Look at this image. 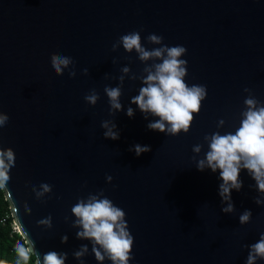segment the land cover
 <instances>
[{"label": "water", "instance_id": "1", "mask_svg": "<svg viewBox=\"0 0 264 264\" xmlns=\"http://www.w3.org/2000/svg\"><path fill=\"white\" fill-rule=\"evenodd\" d=\"M132 31L140 32L147 49L159 47L145 39L150 33L162 36L163 44L187 49L185 81L207 88L189 132L149 130L146 125L157 117L145 119L130 104L145 64L153 63L122 46L112 51V44ZM52 53L72 57L76 76L70 78L67 70L57 75ZM125 66L128 74L120 71ZM121 75L123 110L109 115L103 88L120 85ZM132 75L138 78L129 79ZM245 87L264 102V0H0V111L9 117L0 129V146L15 153L2 190L17 231L27 234L41 255L66 252L65 264H80L72 253L88 244L83 262L98 264L90 242L75 238L71 207L77 198L103 189L126 213L134 238L129 264H245V246L264 233L255 182L241 170L242 187L231 192L235 210L223 213L219 170L199 171L192 159L207 151L205 134L239 126ZM91 89L100 97L94 106L83 99ZM128 107L134 109L131 118ZM106 119L117 125L119 139L103 137L100 124ZM220 119L225 123L217 128ZM197 143L203 145L198 155L192 152ZM134 144L151 150L136 156L129 151ZM41 183L52 191L37 200L32 185L38 189ZM245 209L252 216L241 225ZM49 215L51 228L37 225Z\"/></svg>", "mask_w": 264, "mask_h": 264}, {"label": "clouds", "instance_id": "2", "mask_svg": "<svg viewBox=\"0 0 264 264\" xmlns=\"http://www.w3.org/2000/svg\"><path fill=\"white\" fill-rule=\"evenodd\" d=\"M143 29H141L142 31ZM148 43L159 45L147 49L141 42L139 31H132L121 35L113 44L112 51L122 46L125 52L135 51L141 62L153 61L145 64L143 72L146 75L139 77L141 86L138 94L130 98V104L144 114L147 119L149 115L157 117L146 125L149 130L176 136L181 132L187 133L194 120V114H198L202 102L207 96V88L203 84L189 85L185 81L187 75V61L182 57L187 49L182 45L168 46L163 44V37L150 33L146 38ZM113 62L116 59L113 58ZM50 63L57 75H63L68 71L70 78L76 76L75 61L72 57L60 53L50 55ZM121 73L128 74L127 66L121 68ZM82 74L87 75V68L81 69ZM138 77L132 75L129 79ZM120 85L111 87L105 85L103 91L108 98L109 115L123 110L120 102L122 95L121 85L124 75L118 77ZM248 95L243 100L244 108L240 113L241 119L235 131L224 134L213 132L205 134L203 140L207 142V151L200 158L193 156L197 170L210 169L216 173L219 170L218 195L221 198L223 213H232L235 208L231 199L232 190L239 191L242 187L240 179L241 170H246L247 175L255 182L254 187L259 193L254 198L257 205H264V102L257 100L249 88L243 89ZM99 93L91 89L84 95L83 99L88 105L94 106L99 100ZM125 114L128 117L134 115V109L128 107ZM8 115L0 111V129L8 122ZM225 123L224 119L217 121V128ZM100 127L104 129L105 139L117 140L120 133L117 125L111 120L101 121ZM203 145H193L192 152L199 154ZM150 146L134 144L129 151H134L136 156L150 151ZM15 166V153L10 147L0 146V189H6L11 177V168ZM113 177L106 175L105 180L111 182ZM253 187V185H250ZM32 191L37 200H41L45 194L52 191V186L41 183L39 188L32 185ZM24 212L31 213V208L24 203ZM16 210V209H14ZM71 214L75 217L71 226L78 229L75 238L88 240L91 244V253L98 264L105 260L111 264H129L133 259L132 247L134 238L129 231L126 213L116 206L112 200L103 195V189L97 193H89L86 197L77 198V202L71 207ZM251 210L245 209L239 215V224L250 222ZM69 217H65L67 221ZM38 226L45 229L52 227L51 215L37 221ZM14 228L17 230L16 225ZM23 242L16 245L18 261L22 264H65L66 252L47 251L42 255L36 251L34 242L27 234H22ZM61 243H66L67 235L61 236ZM247 257L245 264H256L257 260H264V233L252 244L246 245ZM89 253L88 244H81L72 255L80 264H84L83 257Z\"/></svg>", "mask_w": 264, "mask_h": 264}, {"label": "trees", "instance_id": "3", "mask_svg": "<svg viewBox=\"0 0 264 264\" xmlns=\"http://www.w3.org/2000/svg\"><path fill=\"white\" fill-rule=\"evenodd\" d=\"M14 226L9 202L4 191L0 189V264H22L18 261L15 249L23 239ZM29 264L33 262L29 261Z\"/></svg>", "mask_w": 264, "mask_h": 264}]
</instances>
